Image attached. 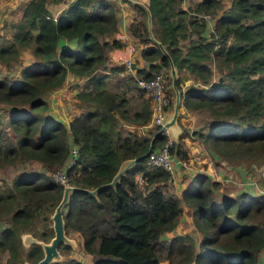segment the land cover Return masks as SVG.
<instances>
[{
    "label": "trees",
    "instance_id": "16d2710c",
    "mask_svg": "<svg viewBox=\"0 0 264 264\" xmlns=\"http://www.w3.org/2000/svg\"><path fill=\"white\" fill-rule=\"evenodd\" d=\"M58 1H23L0 32V104L11 129L8 134L0 121V170L16 168L8 183L0 177L3 264L35 262L42 256L41 244L32 241L25 247L22 233L32 231L45 241L54 234L49 216L64 184L53 172L65 165L71 143L77 155L65 173L68 184L82 187L109 181L122 161L138 157L116 184L95 194L75 189L62 208L66 230L81 235L83 251L98 255L93 264H259L264 193L215 197L224 186L204 172L193 174L179 196L171 191L169 172L144 154L153 133V148L162 146L167 135L159 127L140 134L120 124V119L146 123L152 96L132 74H122L117 86L108 81L124 70L122 64L107 65V49L125 43L111 36L119 21L113 2L63 0L54 14L48 3ZM130 4L140 18H132L129 32L143 44L140 54L148 63L137 73L149 78L166 71L165 90L174 97L173 64L179 122L184 126L180 116L188 111L203 110L212 117L192 131L183 127L170 150L185 159L188 140H200L229 163L253 167L263 162L264 0H229L225 7L222 0H196L189 7L181 0H149L146 8ZM193 12L210 13L212 25ZM149 15L158 19L161 46L149 33ZM184 71L194 83L183 88ZM68 73L82 78V84H73L76 112L65 124L44 110L45 93L61 86ZM32 161L40 166L18 165ZM182 201L201 232L198 241L190 231L165 236L177 230ZM60 248L65 252L71 246L61 243ZM46 264L85 263L69 256Z\"/></svg>",
    "mask_w": 264,
    "mask_h": 264
},
{
    "label": "rangeland",
    "instance_id": "374dc122",
    "mask_svg": "<svg viewBox=\"0 0 264 264\" xmlns=\"http://www.w3.org/2000/svg\"><path fill=\"white\" fill-rule=\"evenodd\" d=\"M61 1H63V0H61ZM188 1H190V4L193 5L194 0H188ZM222 1H223L224 7L226 6V3L229 2V0H222ZM0 3H2V2H0ZM60 3H62V2H60ZM54 4L55 3H53V4L48 3V7L52 12H53L52 7L55 6ZM1 6L4 9L6 8L5 7L6 4H5V6L4 5H1ZM17 9H18V7H17ZM17 9H16V11H14L15 13L11 12V14L7 13L6 10H3L0 22L2 23L4 20L16 17V13L18 11ZM56 13H54V14H56ZM2 19H3V21H2ZM22 56H25V59L24 58L23 59L26 62H29L31 60L28 57V54L26 55V53L22 52ZM212 68H213L214 72L217 71V68L214 65H212ZM161 71H162L161 72L162 74L164 73L163 75L165 76V81L168 82L167 72L162 70V69H161ZM12 73H16L15 69L12 70ZM123 75L114 76L115 78L112 77L108 81L111 85L117 86L121 82ZM182 75L184 77L183 81H182L183 82L182 83L183 88L187 87L190 83H194V79H192V76L190 75V73L184 71L182 73ZM215 75H213V76H215ZM114 82H116V83H114ZM76 91H77V87L73 86V84H70V85H67L64 90L59 89L58 92L52 90V91H48L47 93H45V99L48 102V106L44 110V113H46L47 115L54 114L55 117L61 115V117L67 123L69 120L68 118L69 117L71 118V115L68 114V112H70L71 110L74 111V113L76 112V110L74 109L75 108L74 100H75ZM171 99H170L171 103L169 104L170 105L169 106V108H170L169 112L170 113H172L174 97H171ZM67 100L71 101V104H69V102ZM182 116H187L185 119V122H184V126L182 124H181V126L182 127L186 126L188 131H192L194 129L201 127L203 124L207 123V121H209L212 118L208 114V112L203 111V110L188 111L186 115H182ZM262 118L264 119V115L262 116ZM6 119H7V116L2 113L0 115V121H2L4 127L7 129L8 134H9L11 129H10V125L7 124ZM167 129H168L170 136H172V137L178 136L179 133L173 131L172 126H170ZM202 147H205V148L204 149L203 148L200 149L198 147L195 149H192V147L189 148L190 152H191V155H190L191 160L189 159L186 161L187 166L178 165L175 167V174L172 177V180H173L172 185L174 186L175 190L173 189L171 184H167V186L169 187L170 190H172L174 192H176V190H177V193H180V190L183 187V183L186 181V179L189 176V172H196V171L201 172L202 170H205L207 172L206 174L208 176H210L213 179H218L221 182V184L224 186L223 189H217L215 191V197L219 198V196H221L223 192L229 193L232 196H235L240 191H248L251 195H257L259 193H264V172H263L264 171V161L258 165H254L253 167H250V166L248 167L246 165V163H244V162H241V164H234V163L230 162V164H228L229 162H227L224 159H223L224 161H220L221 159L219 160V155H213L212 152H215V151L209 149L206 146H202ZM201 153H204V156H202ZM18 165H20L19 167L25 166L28 169L31 167L37 168L38 166H40V164L36 161H32V162H28V163H24V164L21 163ZM208 165H209V167H208ZM60 168L61 167L54 170V172H53L54 177H55L56 173H58L60 171ZM15 170H16V168H11V169L7 168V169L0 170V177H5V180L7 179L5 183H8L10 181L9 177L12 175V173L15 172ZM182 176H185V178L181 181ZM0 183H1V181H0ZM182 203H183L184 207H186L185 211L189 212L190 211L189 206L184 201ZM185 211H182V213L178 217V219H179L178 221H179V223H181V227H177V230H172V231L166 232L165 236H171L174 233H176V231L177 232H184L187 230V227H188L190 232L192 233L193 237L195 239H197L196 241H198L200 236H201V232L197 231L194 227H192L191 222H190L191 219H190V221L188 220V218H187L188 216L186 215ZM49 222L52 225L51 215L49 216ZM3 223H4V221L2 220L0 222V227L3 225ZM65 233L70 238V244H72L73 246L70 245L71 248L68 249V251L64 252L62 250V248H60V250H59L61 243H64V242H61L58 246L59 252L61 251L60 252L61 255L59 258L63 259L65 257L75 256L77 258H80V260L83 261L85 264H90L87 260H85L86 258L83 255L81 248H79V245L77 246V239L81 235L78 232L66 230V228H65ZM30 235L33 236L35 239H37L32 231L26 230L22 233V241L25 244V247H26V245H28L30 243V241H29ZM43 241H45V240H43ZM25 247H24V249H25ZM5 258H6V253L0 251V264L4 263ZM26 262H29V261L25 260L24 264H26Z\"/></svg>",
    "mask_w": 264,
    "mask_h": 264
},
{
    "label": "crops",
    "instance_id": "0c3cea01",
    "mask_svg": "<svg viewBox=\"0 0 264 264\" xmlns=\"http://www.w3.org/2000/svg\"><path fill=\"white\" fill-rule=\"evenodd\" d=\"M23 1H25V0H0V2H2V3H0V21H1V15H2L3 10H6L7 13H10V14H11V12L12 13H15L14 11H16L17 7L19 9L20 4ZM111 1L114 4V9H115L116 14H117V16L119 18V21H118V29L111 36L114 37V38H118V39L124 41L125 43L121 47L114 46V47H111V48L107 49V56H108L107 65H118V64L120 65V64H122L124 66V70L122 72H120L119 75H122L124 73H129V74H132L136 78L137 76H139V74L137 73V69L138 68H142V67L147 68L148 67L147 66L148 63H147V61L140 54V50H141V47H143V44H141L138 41V39L135 38L129 32L128 24L132 20V18L135 15H136V17L140 18V12H137L131 6L130 2L139 3L143 7L146 8L147 5H148V3H149V0H111ZM194 1H196V0H194ZM60 2H62V3H60ZM53 3H51V4H53ZM5 4H6V6H5ZM64 4H65V2H63V1L56 2L54 4L55 6L52 7L53 8V12L56 13ZM186 4H190V1L186 2ZM1 5H4L6 8L4 9ZM2 21H3V19H2ZM3 22L2 23L0 22V32L2 31V24H3ZM150 22H151L150 32H151V34L154 37H157L158 38L159 35L161 34V27H160V25L158 23L157 17L156 16L150 17ZM155 22L158 23L159 29H158V27H156ZM127 59L130 60V64L129 65L126 63V60ZM128 66H130V67H128ZM75 83L82 84V78L75 76L73 73H68L65 81L63 82V84L61 86H59L58 88L54 89L53 91L58 92L59 89L64 90L67 85L75 84ZM67 101L69 102V104H71V101H69V100H67ZM169 106L170 105H168L167 108H166V110H165V115L168 118L171 115V113L169 112V109H170ZM0 107H1V104H0ZM74 109L76 110V108H74ZM2 113H4V112H2ZM73 113H74V111H72V110L70 112H68V114H70L71 116H72ZM186 114H187V112L186 113L185 112L183 113V115H186ZM57 117H59L65 124H68V122L66 123L65 120L61 117V115H59ZM186 117L187 116H181V119H182L183 122H185ZM68 119H70V117ZM120 124L122 125V127L124 128V130H136L140 134H148V133H150V131H152L155 128L154 126L151 125L150 122H147V123H144V124H138L137 125V124L132 123L130 121L120 119ZM171 126L173 128L172 130L175 131V132H178L179 134L183 130V127L181 126V123L179 122L178 118H177V121L174 124H172ZM168 134H169V132H168ZM179 134H178L177 137H172V136H170V134H169V136L171 138H173L175 141H177L178 138H179ZM185 146H186V148L188 150V158H187L188 160L189 159L191 160V158H190L191 152H190V149L189 148H191V147H192V149H195L197 147L200 148V149H202V148L204 149L205 148V147H202V146H204V144L202 142H200L199 140H192L191 141V139L188 140V142L185 144ZM212 154L213 155H218L216 152H212ZM201 155L204 156V153H201ZM219 160L220 161H224L220 156H219ZM228 164H230V163H228ZM208 167H209V165H208ZM196 172H189V176L186 179V181L183 183V186L186 185L189 182V180L191 179L192 175L195 174ZM201 172L207 173L205 170H202ZM184 178H185V176H182L181 181ZM172 181L173 180L171 178L168 181V184H171L172 185ZM172 187L174 189V186L173 185H172ZM174 193H176L178 196L180 195V193H177V190ZM185 210H186V207H184V205L182 203V211H185ZM189 210H190V207H189ZM186 215L188 216L187 218H188L189 221L191 219L190 222H191L192 227H194L196 229V227L192 223V218H191L190 211L189 212L187 211L186 212ZM177 227H181V223H179V221H178ZM186 231H190L188 227H187V230ZM81 244H82V238L80 236L77 239V246L79 245V248H81V251H82L83 255L86 258L85 260H87L90 264H93L94 258L96 256H98V255H94V254H91V253H88V252L83 251Z\"/></svg>",
    "mask_w": 264,
    "mask_h": 264
},
{
    "label": "built area",
    "instance_id": "2783aa9c",
    "mask_svg": "<svg viewBox=\"0 0 264 264\" xmlns=\"http://www.w3.org/2000/svg\"><path fill=\"white\" fill-rule=\"evenodd\" d=\"M186 2H188V0H181V4L184 5L185 7H189L192 5V4H186ZM193 13L198 15V17H203L208 21V24L212 25V17L210 13L207 12H193ZM126 63L129 65L130 60L127 59ZM164 81L165 78L161 72L156 73L149 78H146L142 75L136 77V83L140 87L144 88L145 91L152 96L151 117L147 122H150L151 125L154 127H159L158 130H160V132L165 133L167 135V138L162 144V146L153 148L152 150L149 151L147 161L153 165H157L165 168L169 172L170 177L172 178L175 174V167L178 165L187 166L186 161L188 159L179 158L176 155V153L170 150V148L174 145L176 141L169 136L167 127H163L165 110L169 105V101H170V97L165 90ZM4 108L5 107L1 105L0 115L2 114ZM76 155H77V146L75 144H71L70 154L68 156L67 161L65 162V165L62 166L60 168V171L55 175V178L63 184L68 183L67 175L65 173L66 167H68L70 164L73 163ZM137 178L140 181L141 175H138ZM259 264H264V244L262 245L260 251Z\"/></svg>",
    "mask_w": 264,
    "mask_h": 264
},
{
    "label": "water",
    "instance_id": "95a60500",
    "mask_svg": "<svg viewBox=\"0 0 264 264\" xmlns=\"http://www.w3.org/2000/svg\"><path fill=\"white\" fill-rule=\"evenodd\" d=\"M150 17H151V15H149V17H148L149 33H150L151 37L153 38V40L158 45L161 46L162 44L159 41V39L157 37H154L150 32V28H151ZM170 75H171L172 87L174 89V103H173V109H172V113H171L170 117L168 118L165 115V118H164L163 127H167V128H169L172 124H174L177 121L178 110H179V107L181 104L179 91H178V88L176 86L177 73H176V69L173 66V64H171V67H170ZM156 134H157V132L152 134V136L150 138V143H149L148 149L146 150V152L144 154H148L149 151L153 149L152 144H153V140H154ZM137 159H138V157H131V158H128V159H125L124 161H122L121 165L119 166L116 173L112 176V178L109 181L102 183L98 186L82 187V186H78V185H74V184H68V183L64 184L61 198L59 199L58 203L56 204V206H55V208L51 214L52 227H53L54 234L52 235V237L48 241L38 240V239H35L31 235L29 236L30 242L37 241L41 244V246L43 248V254L35 262L29 261V262H26V264H46V263L51 262L53 260L60 259L59 257L61 254L58 250L59 244L61 242L70 244V238L65 233V224H64V217H63L62 208L65 205V203L68 201L69 195L73 190L82 189V190L89 192L90 194H95L100 188H102L105 185L116 184V182L118 181L121 174H123L127 169L132 167V165L137 161Z\"/></svg>",
    "mask_w": 264,
    "mask_h": 264
},
{
    "label": "clouds",
    "instance_id": "9594fccd",
    "mask_svg": "<svg viewBox=\"0 0 264 264\" xmlns=\"http://www.w3.org/2000/svg\"><path fill=\"white\" fill-rule=\"evenodd\" d=\"M164 83H165V81H164ZM168 94V93H167ZM169 95V94H168ZM169 97H170V99H171V96L169 95ZM169 104H170V101H169ZM160 131V130H159Z\"/></svg>",
    "mask_w": 264,
    "mask_h": 264
}]
</instances>
